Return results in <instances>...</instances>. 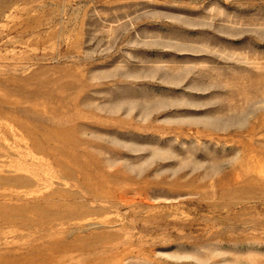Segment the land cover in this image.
<instances>
[{
	"label": "rangeland",
	"instance_id": "obj_1",
	"mask_svg": "<svg viewBox=\"0 0 264 264\" xmlns=\"http://www.w3.org/2000/svg\"><path fill=\"white\" fill-rule=\"evenodd\" d=\"M0 264H264V0H0Z\"/></svg>",
	"mask_w": 264,
	"mask_h": 264
}]
</instances>
